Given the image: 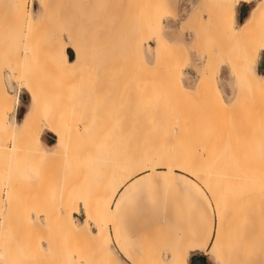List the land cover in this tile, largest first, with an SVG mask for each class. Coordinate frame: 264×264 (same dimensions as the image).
<instances>
[{"label": "rangeland", "instance_id": "1", "mask_svg": "<svg viewBox=\"0 0 264 264\" xmlns=\"http://www.w3.org/2000/svg\"><path fill=\"white\" fill-rule=\"evenodd\" d=\"M18 1L0 0V85L12 105L17 91L20 96L16 110L0 122V126L17 129L9 133L0 128L4 135H0V264H135L138 258L142 264H157L158 258L165 263L181 246L188 249L187 264L192 252H197L201 264H220L211 252L215 234L227 236L221 238L219 247L224 250L248 239L241 236L253 229L262 232L264 133L258 124L261 114L253 118L264 110V95L255 97L248 80L236 76L219 59L218 54L231 52L229 57L239 64L248 45L227 40V34L214 28L219 11L210 4L217 0H20L24 14L18 10ZM260 2L236 4L234 28L242 23L239 6L244 4L251 11ZM207 7L215 11L209 8L211 13ZM198 13L209 26L198 22ZM23 15L31 19L29 24L25 25ZM262 24L257 29L263 28ZM158 42H165L172 54L182 49L181 54L174 53L171 58L170 53H161ZM72 44L80 50L83 68L62 75L57 53L62 46L65 61L73 63ZM205 53L218 61L208 76L210 90L206 86L207 95L204 91L200 97L195 87L204 61L209 59ZM262 55L264 50L259 51L254 66L246 65L258 78H264L258 70ZM177 57L181 62L178 67ZM60 75L68 78L63 80ZM173 76L185 88L183 93L194 94L191 98L197 103L187 102L183 93L186 100L176 97ZM211 93L221 97L228 112L236 95L246 99L240 100L245 112L237 104L230 108L233 118L227 113L223 116L217 107H211L215 100ZM28 101L33 104L31 110ZM251 105L247 113L246 107ZM33 108L30 129L19 128ZM48 119L60 124V130L67 131L64 135L70 138L64 144L60 136L41 130L37 142L44 152L61 147L58 159L48 161L46 155L43 158L48 160L42 158L41 162L35 151L31 155L36 150L34 126L38 124V135L41 127L48 129ZM3 132H8L9 138ZM54 138L58 142L51 149ZM12 145L16 146L8 156L6 149ZM155 156L166 158L171 166L188 163L199 179L177 173L187 183H165L166 170L155 168ZM143 167L145 171L115 192L112 212L97 216V205H104L123 178ZM253 172L259 177L252 178ZM192 185L202 189V196ZM78 202L95 228L91 233L95 239L85 234L82 213L73 215L76 229L71 225V213ZM147 242L151 246L144 251L150 245Z\"/></svg>", "mask_w": 264, "mask_h": 264}, {"label": "bare ground", "instance_id": "2", "mask_svg": "<svg viewBox=\"0 0 264 264\" xmlns=\"http://www.w3.org/2000/svg\"><path fill=\"white\" fill-rule=\"evenodd\" d=\"M208 1V0H207ZM213 1H215V0H213ZM246 1H248V0H217V1H215V5H214V2H212V0H211V2L213 3V4H210V5H212V6H215V7H213V8H216L217 7V10L219 11V13L217 14L218 16H219V18L217 19V21H216V23H217V26L216 25H214L213 27L215 28V29H219V30H221L224 34H227L226 36H227V40H230V39H233V40H236V41H240V42H243V43H245V44H247L248 45V50L244 53V54H242L243 56L240 58V56L241 55H239V60H238V62H239V64L237 63V64H235L234 63V61L231 59V57H229V54H231V52L229 53V54H223V53H220V51H218L219 49H217V51H216V54H218V52L220 53V54H218V56L220 55V57H219V59L220 60H222V61H224L230 68H231V70H233V73L236 75V76H239V75H242V76H244L247 80V82H248V84L250 85L249 87H250V89L252 90V91H254L255 93H257L256 94V96L255 97H258L259 99H261L262 97H263V95H264V78H258V77H255V76H253L252 74H251V72H249L248 71V69L246 68V65L249 67V68H251L252 66H254L255 65V62H256V58H257V56H258V53H259V51L260 50H264V27H263V24H262V22H260L261 21V18L263 17L262 15H264L263 14V12H262V10H263V8H264V0H261V2L259 3V4H257L258 6H256V7H253L252 9H251V11L249 10L248 11V14L247 15H249V16H247L243 21H242V23L239 25V26H237V28H234V22H233V17H234V7H235V5L236 4H238V3H241V2H246ZM19 2H20V7H19V5H18V10L20 11V12H22L23 14L25 13L24 12V3H23V1L21 2L20 0L17 2L18 4H19ZM244 4H242V5H240L239 7H241V6H243ZM20 8V9H19ZM43 8H44V6H43ZM208 8V7H207ZM210 8V7H209ZM209 8H208V11H209ZM212 8V7H211ZM210 8V9H211ZM212 8V9H213ZM14 10V9H13ZM45 10V9H44ZM201 10V9H200ZM214 11H215V9H213ZM216 10V11H217ZM212 11V10H211ZM211 11H209V12H211ZM213 11V12H214ZM204 13V12H203ZM212 13V12H211ZM205 14V13H204ZM214 15H215V12L213 13ZM26 15H28V14H26ZM207 15V19H210V14L208 13V14H206ZM24 16V15H23ZM29 16V15H28ZM25 17V16H24ZM23 17V18H24ZM200 17V13H198V22H200V24L202 25V21H201V19L199 18ZM25 25H26V23L27 24H29L30 22H31V19H29V18H27V16L25 17ZM264 21V20H263ZM198 22H197V25H198ZM204 25L203 26H206L208 23H206V25H205V23H203ZM213 24H215V23H213ZM258 24H260L259 26H261V24H262V27L263 28H260V27H258L259 29H257V25ZM23 25V24H22ZM210 24H208V26H209ZM40 26V25H39ZM207 26V27H208ZM30 28H31V26H30ZM29 28V29H30ZM141 28V27H140ZM258 30V33H257V31H256V29ZM205 29H207V28H205ZM204 29V30H205ZM210 29L211 28H209V31H210ZM36 30V29H35ZM39 30V29H38ZM208 30V29H207ZM206 30V32L205 33H207V32H209V31H207ZM213 30V29H212ZM254 30H255V32H254ZM137 31V30H136ZM211 32V31H210ZM253 32L255 33V34H253ZM210 34V33H209ZM211 34H212V32H211ZM210 34V35H211ZM223 34V35H224ZM213 35V34H212ZM225 36V37H226ZM142 37V36H141ZM205 37V36H204ZM213 37V36H212ZM211 37V38H212ZM56 38V37H55ZM60 40V39H59ZM70 40V39H69ZM56 41H58L57 40V38H56ZM70 42L72 43V41L70 40ZM231 42H233V41H231ZM209 43V42H208ZM234 43V42H233ZM238 43V42H237ZM70 44V43H69ZM157 44V43H156ZM207 44V43H206ZM226 45V48H227V43H225ZM229 44H230V42H229ZM240 44V43H239ZM242 44V43H241ZM73 45V44H72ZM134 45V44H133ZM132 45V46H133ZM157 45H159L158 47H159V51L161 52V53H164V54H167V53H170L172 56H171V58L172 57H175V56H173V54L174 55H180L181 54V51H182V49H177V50H174V53L172 54L171 52H173L170 48H168L167 47V44L165 43V42H158V44ZM157 45H156V47H157ZM170 45V44H169ZM200 45V44H199ZM230 45H232V46H234L233 44H230ZM238 45V44H237ZM73 46H75V45H73ZM135 46H136V44H135ZM229 46V45H228ZM245 46V45H244ZM134 47V46H133ZM172 47H174V46H172ZM178 47V46H177ZM238 47V46H237ZM77 48V46H75V49H72V47H71V50L73 51V53H74V55H75V60H74V62L73 63H66L65 62V60H64V57H63V48H62V46H61V48H60V50H59V53H57V55H58V64H59V66H60V69H58L59 70V72L61 73V72H63L62 73V75L64 74V72L66 71L67 72V70H68V72H69V70H71V72H73L74 70H78V69H80V68H83V67H81V65L83 64L82 62H81V53H80V50L78 49H76ZM79 48V47H78ZM176 48V47H175ZM205 48V47H204ZM239 48V47H238ZM134 49V48H133ZM132 49V47H131V49L130 50H132L133 52H134V50ZM207 49V46H206V48H205V52H207L208 53V51L206 50ZM216 49V48H215ZM232 49V48H231ZM27 50V49H26ZM82 50V49H81ZM136 50V49H135ZM155 50V49H154ZM238 50V49H237ZM236 50V51H237ZM204 51V50H203ZM227 51H228V49H227ZM243 51V50H242ZM25 52V51H24ZM81 52H83V51H81ZM221 52H222V50H221ZM238 52V51H237ZM244 52V51H243ZM131 53V52H130ZM214 53V52H213ZM236 53V52H235ZM206 54V53H205ZM215 54V53H214ZM216 54H215V56H216ZM222 54V55H221ZM239 54V53H238ZM83 55H86V54H82V56ZM208 54H206V56H207ZM232 55H234V54H232ZM231 55V56H232ZM50 56V55H49ZM159 56V55H158ZM168 56V55H167ZM205 56V57H206ZM209 56V55H208ZM206 57L205 59H208L207 61L205 60L204 61V65H202L203 67H202V71H201V74H200V77H199V79H198V81H197V83H196V87H195V92L201 97L202 96V94H204V93H201V92H204V91H206V95H207V89H205V87L207 86V83H208V81L210 80V78H208V76L209 75H212L213 73H214V68L216 67V61H218V60H216V58H213V60H210V57ZM217 56V57H218ZM8 57V56H7ZM23 57V56H22ZM156 57V56H155ZM26 58V57H25ZM157 58V57H156ZM155 58V59H156ZM170 58V59H171ZM234 58H236V56L234 57ZM237 58H238V56H237ZM54 59V58H53ZM83 59V58H82ZM160 59V58H159ZM178 59V60H177ZM177 59H174V60H177V62L175 63L176 65H177V67H178V62H180L179 61V57H177ZM13 60V59H12ZM86 60V59H85ZM84 60V61H85ZM173 60V59H172ZM260 60H261V57H260V59H259V62H260ZM15 61V60H14ZM156 61H157V59H156ZM162 61V60H161ZM19 62H21V61H19ZM259 62H258V66H259ZM14 63H16V61L14 62ZM162 63V62H161ZM173 63V62H172ZM181 63V62H180ZM179 63V64H180ZM174 64V63H173ZM141 65V64H140ZM156 65V64H155ZM218 65V64H217ZM18 66V65H17ZM84 66V65H83ZM143 66V65H142ZM141 66V67H142ZM174 66H172V68H173ZM17 68V67H16ZM143 68V67H142ZM158 68V67H157ZM1 70V69H0ZM14 70H15V67H14ZM175 70H177L176 68H175ZM174 70V71H175ZM16 71V70H15ZM58 72V73H59ZM68 72H67V75H68ZM74 72H76V71H74ZM151 72V71H150ZM59 73V74H60ZM71 73L69 72V75H70ZM73 74V73H72ZM71 74V75H72ZM174 74H175V72H174ZM65 75V74H64ZM68 75V76H69ZM61 76V75H60ZM59 76V77H60ZM3 77V76H2ZM62 78H63V76H61ZM67 77V76H66ZM66 77L65 78H63V80L65 79L66 80ZM71 77V76H70ZM68 78V77H67ZM175 78V76H173V81H175V82H172V83H174L175 84V86H176V88H175V86H173L174 84H172V86L174 87L173 89H175L173 92H175V93H177V95H176V97L177 96H183V97H179V99L180 98H183V100H184V97L186 96L187 98H189V99H187L186 97H185V100L188 102V100H192V101H194V102H192L191 100L189 101V102H192V103H197V101L196 100H194V99H192L191 97H193V95L194 94H190V93H188V94H185V93H183L184 91H185V88L181 85V83L178 81V82H176V79H174ZM68 80V79H67ZM19 81V80H18ZM17 81V82H18ZM26 81V80H25ZM210 82V81H209ZM209 86V87H208ZM207 86V88L210 90V86H211V84L209 83V85ZM28 87H30L29 85H28ZM31 88V87H30ZM204 89V90H203ZM212 89V88H211ZM203 90V91H202ZM31 91H33V90H31ZM30 91V92H31ZM239 91H241V90H239ZM211 92H212V90H211ZM35 92L33 91V93L31 92V94H32V97L34 96V97H36V95L34 94ZM185 95H183V94ZM187 93V92H186ZM209 93V92H208ZM241 93H242V91H241ZM179 94V95H178ZM212 94V93H211ZM236 94H239L238 93V91L236 92ZM243 94H245L244 92H243ZM259 94H260V96L261 97H259ZM215 94H212V96L213 97H215V100H214V104H209V105H211V107L212 108H214V110H216L217 108L219 109H217L216 111H219V113H220V111H221V114L223 115V116H226V113H227V115H231L232 116V118H233V115L235 114H233L232 112L230 113V108L231 109H233L234 107H236L237 106V104H238V106H240L241 108H242V104H243V102H244V100L246 101V99H243L242 100V98H240V96H238V95H236V97H235V99H234V101H233V103L232 104H229V106H230V108H228L229 109V112H228V110L226 111V109H225V103L222 101V99H221V97L219 96V95H216V96H214ZM251 95H252V93H251ZM253 95H255V94H253ZM258 95V96H257ZM174 96V95H173ZM197 97V98H199L200 99V97ZM212 96H210L211 97V99H212ZM19 93H18V91L15 93V96H14V100H13V105L11 104V102L12 101H10V99L8 98V96L6 95V93H5V91H4V85H0V122H3V120L5 119V117L7 116V114H9L10 112H14L15 110H16V108H17V104H18V101H19ZM175 97V99H177ZM209 97V96H208ZM174 98V97H173ZM204 98V97H203ZM248 98V97H247ZM254 98V97H253ZM211 99H209V100H211ZM257 99V98H256ZM262 99H264V98H262ZM183 100H180L181 102L183 101ZM200 100H203L202 98L200 99ZM208 100V101H209ZM240 100H242V101H240ZM37 101L38 100H36L35 102L36 103H34V104H37ZM179 101V100H178ZM185 101V103H187ZM204 101V100H203ZM207 101V100H206ZM205 101V103H207ZM257 101V100H256ZM256 101H254L253 103H255ZM50 102V101H49ZM239 102H241L240 103V105H239ZM259 102H260V100H259ZM176 103V102H175ZM217 103V104H216ZM50 104H53V103H50ZM183 104H184V102H183ZM188 104V103H187ZM189 104H191V103H189ZM199 104V103H198ZM208 104V103H207ZM255 105V104H254ZM54 107V105H50V108H52V107ZM84 106V105H83ZM200 106V105H199ZM198 106V107H199ZM249 106V105H248ZM246 107V111H247V113H248V109H250V111L249 112H251V109H252V107H253V105H251V108H249V107ZM258 106V105H257ZM217 107V108H216ZM36 108V107H35ZM35 108H33V110H32V115H30L29 117H27L22 123H21V125H20V127L19 128H24V130L25 129H27L26 131H28V129H30V126H31V120H32V118L34 117V114H35ZM203 108V107H202ZM201 108V110H203ZM239 108V107H238ZM237 108V109H238ZM240 108V109H241ZM248 108V109H247ZM244 109H245V107L243 106V111H244ZM256 109V108H255ZM57 110V109H56ZM223 110V111H222ZM258 110V109H257ZM52 111V110H51ZM233 111V110H232ZM237 111V110H236ZM263 108H262V110H261V113H260V111L258 112L257 111V113H259V114H257V115H255L256 116V118L254 117L253 119H257V116L258 115H260L261 117H259L258 118V120H259V127L261 128V131L264 133V114H262L263 113ZM38 112V111H37ZM53 112V111H52ZM51 112V113H52ZM224 112V113H223ZM234 112V111H233ZM245 112V111H244ZM230 113V114H229ZM239 113V112H238ZM241 113V112H240ZM239 113V114H240ZM53 114V113H52ZM237 114V113H236ZM209 115V114H208ZM35 116H37V114L35 115ZM50 116H51V114H50ZM222 116V118H224ZM230 116V117H231ZM249 116H251V114L249 113ZM49 117V116H48ZM54 116L52 115V118H53ZM208 117V116H207ZM209 117H210V115H209ZM230 117H225V118H230ZM49 118H51V117H49ZM51 118V119H52ZM211 118V117H210ZM36 119H37V117H36ZM38 119H39V117H38ZM41 119V118H40ZM51 119H48L47 120V126H48V130L49 131H51L53 134H55V135H57V136H60L61 137V140H65V139H67V141H68V139L70 138H66V137H68L67 136V134H69L67 131H64V132H67V134H66V137H65V133L63 132V131H61V130H63V129H61L60 130V127H58V126H60V124H59V122H58V124L59 125H57L56 123H55V121H53V120H51ZM54 119V118H53ZM55 120H57V119H55ZM212 120H213V118H212ZM35 122V121H34ZM252 122H253V120H252ZM207 123V122H206ZM203 124V123H202ZM63 125V124H62ZM203 126V125H202ZM211 126V125H210ZM15 126H13V125H1L0 126V128L2 129V131L4 130V131H8L9 133H14L17 129H15L14 128ZM246 127V126H245ZM34 136H33V141H34V138H35V136L37 135V131H38V124H36L35 126H34ZM21 129V130H22ZM23 130V131H24ZM25 131V132H26ZM31 131V130H30ZM7 132V134L6 133H4V134H6V136L5 137H8L9 138V133ZM24 132V133H25ZM214 132V131H213ZM215 133V132H214ZM225 133H228V132H225ZM16 134V133H15ZM14 134V138H15V135ZM18 134H21L20 132H18ZM29 134V133H28ZM32 134V133H31ZM217 134V133H216ZM228 134H230V133H228ZM227 134V135H228ZM1 135V137H4V135L2 136V134H0ZM8 135V136H7ZM23 135V134H22ZM21 135V136H22ZM233 135V134H232ZM11 136V135H10ZM18 136V135H17ZM26 136V135H25ZM234 136V135H233ZM232 136V137H233ZM213 137H214V135H213ZM224 137V136H223ZM226 138H227V136H225ZM231 137V136H230ZM21 138V137H20ZM30 138V137H29ZM215 138V137H214ZM229 138V137H228ZM234 138V137H233ZM232 138V139H233ZM3 139V138H2ZM11 139V138H10ZM22 139H23V137H22ZM213 139V138H212ZM230 139V138H229ZM15 140H16V138H15ZM21 140V139H20ZM16 141H18V140H16ZM62 141V142H63ZM67 141L65 142L64 141V144L65 143H67ZM198 140H195L194 142H197ZM223 141V140H222ZM234 141V140H233ZM35 142V141H34ZM220 142V141H219ZM12 143H13V137H12ZM262 143V142H261ZM14 144V143H13ZM63 144V143H62ZM221 144V143H220ZM32 145V148H34L33 147V144H31ZM217 145H218V143H217ZM226 145V144H225ZM16 146V145H15ZM14 145H12V146H9L6 150V152H8V156H11L12 154V152L14 151V147H15ZM59 146V145H58ZM224 146V145H223ZM36 148H34V149H36V150H33V151H31V155H32V153L34 154V151L36 152V160H38V161H40L44 156H49V160L48 159H46V158H43V159H46V161L48 160V161H50V159L51 160H53V159H58L59 158V155L61 154V147L59 146V147H57V148H55V149H53V150H51V151H48V152H44L40 147H38L37 145L35 146ZM62 147H64V149L66 148L65 147V145L64 146H62ZM32 148H31V150H32ZM232 148V147H231ZM233 149H235V148H233ZM238 149V148H237ZM244 149V148H243ZM16 150V149H15ZM167 150H169V149H167ZM17 151V150H16ZM231 151V150H230ZM241 151H244V150H241ZM167 153H169L170 151H166ZM240 152V151H239ZM245 152V151H244ZM236 154H237V151L235 152ZM235 153H233V154H235ZM246 153V152H245ZM11 154V155H10ZM29 154V153H28ZM241 154H243V153H240V155ZM247 154V153H246ZM33 157V156H32ZM31 158V157H30ZM37 158H39V159H37ZM168 158V160H169V157H167ZM33 159H34V157H33ZM166 158H164V160H165ZM163 159H161V158H159V157H156L155 156V158H154V166H155V168L156 169H164V170H166V176H167V179L168 180H166V182L165 183H167V184H169V185H172L174 182L172 181V180H183V183L185 182V183H187L185 180H184V178L183 177H179V175L177 174V173H179V174H182V175H185V176H188V177H190V178H192L193 180H197V179H199V175H197V174H194V173H192V171H191V168L189 167V164L187 163V164H179V165H175V166H171L170 164L168 165V163L167 162H165ZM32 161V160H31ZM43 160H41V162H42ZM45 161V160H44ZM36 164H38V163H36ZM39 164H41V163H39ZM145 165H146V163H145ZM127 166V165H126ZM148 166V165H147ZM145 167H143V168H139V169H137V170H135V171H132L128 176H126L125 178H123L114 188H113V190H112V192L110 193V196H109V198H108V200H107V202L103 205V204H101V206L99 207L98 205H97V209H96V215L97 216H101V215H103V213L105 212H108L109 213V211L110 212H112V203L110 204V202H111V198L114 196V194H115V192L117 191V190H120V188L125 184V182H127V180L129 179V178H132L133 176H135L136 174H139V173H141V172H143V171H145V169H144ZM39 169V168H38ZM114 173V172H113ZM113 175V174H112ZM252 175V178H253V175H254V177L256 176L255 175V173L253 172V174H251ZM256 177H259V176H256ZM255 177V178H256ZM178 182V181H177ZM256 187V186H255ZM192 188H193V190H195V192L198 194V195H200V196H202V189L200 188V187H198V186H196V185H192ZM210 189V188H209ZM257 189H259L258 187H257ZM203 190L207 193L208 192V194H210V196L212 197V199H213V197L214 196H212V193H210L209 192V190L208 189H206V188H203ZM118 192V191H117ZM213 192V191H212ZM214 193V195H215V192H213ZM216 196V195H215ZM254 196H256V195H254ZM215 199V198H214ZM217 204H218V202H217ZM224 208V207H223ZM87 209H88V206H87ZM90 209V208H89ZM221 211H222V209L220 208V212H218V214L219 213H221ZM77 212V209H75V213ZM217 213V212H216ZM221 215V214H220ZM219 215V216H220ZM66 217L68 218V214H66ZM65 217V219L66 220H68L67 218ZM259 218V217H258ZM219 220V219H218ZM217 220V221H218ZM259 221H264L263 219H261V218H259ZM221 222V221H220ZM224 222H226V221H224ZM252 222L254 223V221L252 220L251 221V225H252ZM67 224H68V221H67ZM219 225V224H218ZM250 225V224H249ZM68 227L69 228H71L72 229V227H71V225H70V223L68 224ZM115 229V228H114ZM105 230V229H104ZM116 230V229H115ZM264 230V229H263ZM263 230H262V232H260V233H254L253 231H254V229L252 230V232L251 233H249V234H246V235H243V236H241V238H248V239H243V240H240V242L238 241V243L237 244H233L234 246L232 247V248H228V249H224V250H220L219 249V247H220V243H221V238L223 237H221L219 234H215V236L213 237V239H212V244H211V252H212V254L214 255V257H216L219 261H220V264H264V232H263ZM219 231V230H218ZM215 232H216V230H215ZM214 232V233H215ZM220 232V231H219ZM105 233V232H104ZM85 234L86 235H88L89 236V238H91V239H95V237L93 238L89 233H87V232H85ZM222 235H224V234H222ZM225 236V235H224ZM87 237V236H86ZM142 237H145V236H143L142 235ZM225 237H227V236H225ZM225 237H223V238H225ZM232 237V236H231ZM97 238V237H96ZM105 238L107 239V235H105ZM222 238V239H223ZM141 239H144V238H141ZM112 240V239H111ZM147 241V240H146ZM145 241V242H146ZM112 242H113V240H112ZM144 242V243H145ZM149 242V241H148ZM147 242V244H150V243H148ZM226 242H228V241H226ZM235 243V242H234ZM151 246V244L148 246L147 245V247L146 248H144V251H145V249H147V248H149ZM229 246V245H228ZM227 248V247H226ZM150 249V248H149ZM188 250V249H187ZM184 247H180L179 248V250H177L176 251V253H172V255H170L171 257H170V259L168 260V261H166L165 263L164 262H162V261H160V259L158 258V260H157V264H187V257H186V254H187V251ZM149 253V252H148ZM151 253H152V251H151ZM194 253H197V252H192V253H190V255L191 254H194ZM145 254H147L146 252H145ZM143 255V254H142ZM154 255H155V253H154ZM189 256V255H188ZM148 257H149V255H148ZM143 259H144V257H143ZM143 259H142V261H143ZM151 259V258H150ZM138 262L139 263H135V264H142L141 263V260H140V258H138ZM134 262H135V260H133ZM133 262V263H134ZM146 263L148 264V262L146 261ZM150 263V262H149ZM153 264H154V262H153ZM156 264V263H155Z\"/></svg>", "mask_w": 264, "mask_h": 264}, {"label": "crops", "instance_id": "3", "mask_svg": "<svg viewBox=\"0 0 264 264\" xmlns=\"http://www.w3.org/2000/svg\"><path fill=\"white\" fill-rule=\"evenodd\" d=\"M63 57H64V55H63ZM64 60H65V59H64ZM65 62H66V61H65ZM66 63H68V62H66ZM28 102H29V106H30V110H31V107L33 106V104H31L30 101H28ZM28 114H29V113H28ZM41 130H45V131H47L48 133H50V132H49V130H48L47 128H45V127H41V128H40V131H39V133H38V135L34 138V141H35L36 145L42 149L41 145L37 142V138H38V136H39ZM54 137H55V136H54ZM54 139H55V141H54V144L52 145L51 149L54 148L55 145H56V143L58 142V140H57L56 138H54ZM51 149H50V150H51ZM42 150H43V149H42ZM75 208L77 209V212L75 213V211H73V212L71 213V217H70V218H71V225H72V227H75V229H76V224H75L74 221H73V215H78L79 213H82V215L85 217V214H84V208H83L81 202H78V203L76 204V207H75ZM88 223H90V222H88V221L86 220V217H85V221H84V224L82 225V228H85V229L87 230V232L91 235L92 232H95V228H94L93 224L90 223V224H91V225H90V224H88Z\"/></svg>", "mask_w": 264, "mask_h": 264}, {"label": "water", "instance_id": "4", "mask_svg": "<svg viewBox=\"0 0 264 264\" xmlns=\"http://www.w3.org/2000/svg\"><path fill=\"white\" fill-rule=\"evenodd\" d=\"M247 8L245 7H240L239 8V16H238V20L239 22H242L243 19L247 16ZM258 70L262 72V74H264V55L261 56V60L259 62V66H258ZM196 254H191L189 257V264H201L202 260L201 259H197L196 258Z\"/></svg>", "mask_w": 264, "mask_h": 264}, {"label": "snow or ice", "instance_id": "5", "mask_svg": "<svg viewBox=\"0 0 264 264\" xmlns=\"http://www.w3.org/2000/svg\"><path fill=\"white\" fill-rule=\"evenodd\" d=\"M123 264H126V262H123Z\"/></svg>", "mask_w": 264, "mask_h": 264}]
</instances>
